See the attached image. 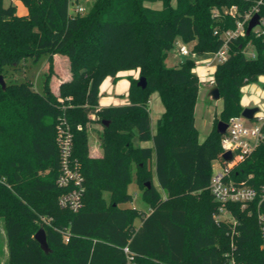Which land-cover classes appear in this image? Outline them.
Listing matches in <instances>:
<instances>
[{"label": "trees", "instance_id": "trees-1", "mask_svg": "<svg viewBox=\"0 0 264 264\" xmlns=\"http://www.w3.org/2000/svg\"><path fill=\"white\" fill-rule=\"evenodd\" d=\"M21 1L25 15L15 3L0 0V76L7 83L6 89L0 83V217L9 242L7 264H229L231 258L236 264H264L257 205L229 204L237 223H218L219 204L209 188L213 162L222 154L218 124L242 114V88L264 75V36L252 31L228 42L229 57L215 70L223 110L202 142L195 116L196 61L188 57L176 67L167 64L178 39L194 42L193 53L217 52L225 43L222 34L260 1L264 17V0H96L86 13L71 11L77 0ZM55 55L71 61L73 78L60 88L61 97H72L64 107L51 88ZM43 56L49 67L40 92L32 78L19 81L16 74ZM127 70H138L147 87L129 76V104L99 108L102 83ZM155 92L164 105L156 131L150 110ZM63 117L72 127L73 157L85 177L77 212L59 204L67 191L57 183ZM95 122L103 128L94 129L101 138L100 157L90 150L89 123ZM231 173L237 182L263 186L264 141ZM134 180L149 212L124 206L134 200L129 191ZM41 216L53 217L52 225L42 223ZM41 228L50 252L35 238Z\"/></svg>", "mask_w": 264, "mask_h": 264}, {"label": "built area", "instance_id": "built-area-1", "mask_svg": "<svg viewBox=\"0 0 264 264\" xmlns=\"http://www.w3.org/2000/svg\"><path fill=\"white\" fill-rule=\"evenodd\" d=\"M17 3L19 0H10ZM74 1V0H73ZM260 1L252 10L247 13L243 20L237 21V27L230 29L222 34L225 41L223 47L217 52L212 53L213 58L207 63L209 67L225 62L229 57L228 42L232 39L244 36L250 20L255 14H260ZM75 13L83 12V7L76 6ZM237 11L236 6L229 11L234 15ZM253 31L257 36H264V17L261 16V22ZM219 34V30L215 31ZM178 45V53L182 56H189L192 52L185 44ZM249 56L255 57L252 52ZM211 85H215V79L211 80ZM259 112V111H258ZM256 112L253 119H247L242 114L231 118L229 127L221 139L222 154L219 159V170L213 172L210 191L219 204V213L215 215L216 221H227L236 224V219L228 208L229 204H240L244 209L250 208L256 204L258 208V220L263 237L262 248L264 249V185L260 188L247 184L245 181L237 182L232 176L233 168L242 162L248 155L252 154L259 145L264 141V115ZM94 117V116H93ZM79 128H82L79 125ZM57 142L60 149L61 173L57 179L59 187L66 188L59 198V204L62 208L70 209L74 212L83 207V196L85 192V177L81 171L80 163L74 159V134L70 123L63 117L58 125ZM232 152L233 157L227 161L223 158L225 152ZM53 217L41 216L40 221L51 226ZM65 241L70 240L67 232H64ZM125 252L128 254L130 261L133 257L130 255V249L126 247ZM3 264V263H0ZM229 264H236L234 258L230 259Z\"/></svg>", "mask_w": 264, "mask_h": 264}, {"label": "rangeland", "instance_id": "rangeland-1", "mask_svg": "<svg viewBox=\"0 0 264 264\" xmlns=\"http://www.w3.org/2000/svg\"><path fill=\"white\" fill-rule=\"evenodd\" d=\"M96 0H77L75 4L71 7V11H74V8L79 5V7H83L85 10L83 13L89 12L93 6V3ZM19 2V1H18ZM17 2V3H18ZM16 3V4H17ZM176 4V0L173 2ZM5 5L10 4V0H4ZM17 5L22 6V3L19 2ZM147 6L152 8H161L162 4L159 2H147ZM215 11V10H214ZM181 41V42H180ZM180 44H185L189 50H192L194 47V42H185L180 39ZM175 51H178V45L176 44L173 49L169 51V56L167 58V64L170 67H176L180 65L182 61L187 59L188 57H192L196 61V66L194 68V72L198 75L200 81V87L205 88L209 87L211 84V80L215 79V68L216 65L209 67L207 63L213 58L212 53H191L189 56H180L175 57ZM254 52L253 49H249L247 54L250 55ZM71 61L68 56L64 55H55L54 57V65H55V74L51 78V88L53 92L59 97V102L62 103L63 107L66 102L72 99V97L64 98L60 96V88L64 82L71 81L73 78L71 72ZM49 61L47 56H43L39 63H32V61H28L26 73L23 71H19L16 74V79L19 81L25 80L26 77H30L35 82V88L43 92L44 91V83L46 79V73L48 71ZM13 74V71L10 69L6 72L7 81L11 78L10 76ZM129 76L136 77L140 79L138 70H127L119 73L117 80H114V77H108L101 85V93L99 98V105L102 107H108L117 102L121 104H127L129 101V91L131 86V80ZM242 100H244V104L248 102L252 107H258V114L264 115V75L260 76L257 81L246 84L242 88ZM241 100V102H242ZM115 102V103H114ZM130 102V101H129ZM198 110H197V123L198 126L202 124L203 121H206V114L209 115L210 112H219L221 109V105H223L222 100H214V99H203L201 96L198 99ZM164 105L159 97V94L155 92L151 95L150 98V110L152 116V125H155L158 118L162 116ZM92 130L95 128L100 130V133L103 131L102 126L99 123H89ZM91 130L90 136V145L91 151H93V146L97 147L101 144V138L98 130ZM201 134L205 133L204 129L200 127ZM143 142H138L137 145L142 144ZM220 163L218 160H214L213 167L214 170H219ZM129 191L134 196V200L131 203L125 204L124 206H132L144 211H150V205L143 198L142 191L138 186L137 182L134 180L130 186ZM164 197L166 193L163 192ZM104 196L106 199H110L109 192H105ZM136 226L141 224V219L137 218L135 221ZM231 245L234 246L235 238L234 234L230 235ZM9 242L6 231V224L4 218L0 217V263L7 264L8 255H9Z\"/></svg>", "mask_w": 264, "mask_h": 264}, {"label": "water", "instance_id": "water-1", "mask_svg": "<svg viewBox=\"0 0 264 264\" xmlns=\"http://www.w3.org/2000/svg\"><path fill=\"white\" fill-rule=\"evenodd\" d=\"M261 22V15L260 14H255L254 17L250 20L248 28H247V34L249 35L253 29L259 25ZM0 83L3 87V89H6L7 87V83L4 79L3 76H0ZM138 85L141 86L142 88H146L148 85V81L145 77H140ZM210 96L214 99V100H219L221 99V92L218 86H213L210 89ZM259 111L258 107H245L242 111V116H244L247 119H253L256 112ZM106 124H109V122L104 121ZM229 127V124L226 122H219L218 124V131L221 134L226 133L227 129ZM233 157L232 152L228 151L225 152L223 154V158L227 161L231 160ZM150 185V184H149ZM35 238L37 239V241H39V243L41 244V247L44 251L46 252H50V247L47 241V234L44 228H41L35 235Z\"/></svg>", "mask_w": 264, "mask_h": 264}, {"label": "crops", "instance_id": "crops-1", "mask_svg": "<svg viewBox=\"0 0 264 264\" xmlns=\"http://www.w3.org/2000/svg\"><path fill=\"white\" fill-rule=\"evenodd\" d=\"M19 2H21L22 3V6H19V5H17ZM19 2L16 4L17 6H18V13L19 14H22V15H25V14H27V12H28V9H27V7L23 4V2L21 1V0H19ZM179 41H180V39H178V43H179ZM181 42V41H180ZM175 57H180L181 55L178 53V51H175V55H174ZM183 62V61H182ZM181 63V62H180ZM217 67V66H216ZM215 70H216V68H215ZM214 85H211L210 84V86L209 87H205V88H202L201 89V87H200V91H199V97H198V99L202 96L203 97V99L205 100V99H207V98H210V99H213L211 96H210V89L213 87ZM160 97V96H159ZM161 99V98H160ZM219 100H222L223 101V99L221 98V99H219ZM115 103V102H114ZM127 104H129V101H128V103ZM121 105H125V104H121V103H119V102H117L116 104H113V105H111V106H121ZM242 105H243V107L245 108V107H252V106H250V104H248V102H246V104H244V100H242ZM223 106H224V102H223V105H221V109H220V111L219 112H215L214 114H213V112H210L209 113V115H207L206 114V121H203L202 122V124H200V126H198V123H197V110H198V107H199V105H198V102H197V106H196V112H195V116H196V126H197V128H198V130H199V133H200V141L202 142V141H204L205 139H206V137L209 135V133L211 132V130L213 129V126H214V121H215V118H216V116L217 115H220V113L222 112V110H223ZM108 107H110V106H108ZM99 108H105V107H102V106H99ZM164 110V109H163ZM164 112V111H163ZM160 118V117H159ZM158 118V119H159ZM158 121V120H157ZM153 126V130L154 131H156V128H157V122H156V124L155 125H152ZM200 127H202L203 129H204V132L205 133H203V134H201V132H200ZM153 145V142L152 141H148V142H143L142 144H141V146H152ZM93 151H91V154H92V156H94V157H100L101 155H102V148H101V145L99 144L97 147L95 146H93ZM141 225V224H140ZM139 225V226H140Z\"/></svg>", "mask_w": 264, "mask_h": 264}]
</instances>
